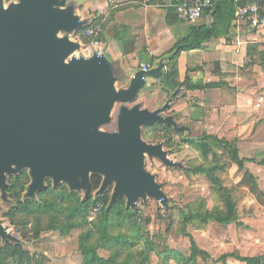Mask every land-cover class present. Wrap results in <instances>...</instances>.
<instances>
[{
  "label": "water",
  "instance_id": "95a60500",
  "mask_svg": "<svg viewBox=\"0 0 264 264\" xmlns=\"http://www.w3.org/2000/svg\"><path fill=\"white\" fill-rule=\"evenodd\" d=\"M89 25L77 15L73 0H18L8 6L0 0L1 198L7 200L9 180L27 170L29 199L47 189V180L54 188L64 184L71 192L83 191L89 199L91 178L100 175L97 195L113 189L108 208L122 198L130 210L148 199L168 208L146 158L170 168L180 164L169 158L163 143H149L143 134L155 124L183 128L163 114L169 103L156 110L137 103L147 79L160 76L164 63L139 69L127 83L98 53L100 45L86 49L71 38ZM115 109L116 130H103L112 124ZM0 237L13 240L1 222Z\"/></svg>",
  "mask_w": 264,
  "mask_h": 264
},
{
  "label": "crops",
  "instance_id": "0c3cea01",
  "mask_svg": "<svg viewBox=\"0 0 264 264\" xmlns=\"http://www.w3.org/2000/svg\"><path fill=\"white\" fill-rule=\"evenodd\" d=\"M154 1L73 0L77 15L87 20L89 24L97 18L96 14L108 15L111 9L124 7L106 29L102 30L100 25L97 26L100 27L102 35L101 40L97 39L100 45L97 51L114 64L115 70L118 69L126 76L127 83L140 69V63L154 68L162 61L165 72L166 64L169 62L167 55L177 42L188 35L189 28L193 25L181 19L175 25H169L168 10L174 9L171 6L172 0L152 4ZM203 21L199 24L211 25V15L207 14ZM177 30L182 31V36ZM251 45H256L257 51L264 55L262 38L245 27L237 28L234 23L227 38L214 39L203 49L183 52L179 56L177 59L179 82L189 79L190 83L178 91H164L161 75L150 77L137 103L144 102L141 99L145 93L150 94L148 104H151V107L147 105V101L146 105L142 106L156 110L169 103V108L163 114L174 117L178 126L183 128L181 131L189 133L191 137L211 135L230 141L237 140L241 158L261 160L264 152V104L261 110L257 108L259 103L257 93L260 90V86L257 87V78L264 77V66L258 62L251 64L252 59L257 61L255 56L248 55ZM89 48L92 49V46ZM152 58L156 59L153 63ZM245 66L248 67L247 70H243ZM192 83L214 86L202 90L189 89ZM234 168L239 179L245 170L250 172L256 178L259 190H264L261 188L264 184V165L247 162L245 170H240L236 165ZM255 224V228L263 226V222L260 221ZM248 226L240 220L239 225L235 223L219 225L217 230H228L233 235V245H237L241 251L246 253L259 251L264 242L256 238L254 232L250 234V227H253V224ZM235 254L241 255L237 252ZM256 255L251 253L243 257ZM231 259L235 264H244L234 258Z\"/></svg>",
  "mask_w": 264,
  "mask_h": 264
},
{
  "label": "trees",
  "instance_id": "16d2710c",
  "mask_svg": "<svg viewBox=\"0 0 264 264\" xmlns=\"http://www.w3.org/2000/svg\"><path fill=\"white\" fill-rule=\"evenodd\" d=\"M159 2L163 3V0H155L152 4H158ZM136 6L138 7V5ZM123 8L111 9L108 15L96 14L97 18L94 22L79 32L80 39L85 43L92 42L93 37H86L83 34L99 25L102 30L106 29L113 23L116 14ZM234 11L232 0H216L210 13L212 24L192 25L189 28L188 35L177 42L167 55L169 59L166 64L167 70L160 76L164 91H178L181 87L190 83L189 79L182 83L179 82L177 59L183 52L203 49L207 43L214 39L227 38L235 23ZM168 12L167 23L173 26L180 19L175 9H169ZM100 38H102V35L97 39L101 40ZM248 55L255 56L257 59V61L252 59L251 64L258 62L264 66V62H261L264 60V55L257 51L256 45L249 47ZM155 60V58H152L151 63ZM210 86H214V84L192 83V85H189V89L202 90ZM157 132L164 135H157ZM185 134L183 131H175L171 126L155 124L152 127H146L143 136L149 143H154L160 139V142L167 147H176L178 145L176 139H179L181 143L189 145L199 153L203 163L191 167L190 171H186V173L188 175H202L210 179L212 182L211 191L221 203V205H215L212 210H209L206 201L200 199L187 206V213H183V234L191 242V256L185 258L184 262L185 264H197L199 259L208 260L210 255L198 247L194 237L187 231V227L193 225L196 229H205L210 223L219 225L235 223L239 225L238 202L241 197L236 198L235 189L237 187L234 186L233 189L227 187L221 175L234 165L240 170H245L247 162H254L263 166L264 152L261 160L243 159L239 154L237 140L230 141L211 135L194 138ZM244 177L245 181L249 180V183H251V190L257 193V197L263 198L264 192L258 190L256 178L247 170H245ZM27 182V175L22 174L9 180L7 190L8 195L17 201V207L12 208L9 214L13 224H33L31 230L24 229L22 231L26 239H36L42 232L49 230L59 231L63 236L81 230L79 250L83 254V264H147L149 262L148 253L155 251L156 248V245L149 240L150 233L146 231V226L151 223L150 218L142 219L137 210L127 209L126 206L118 215L115 212L119 208L118 205L106 209L110 201L109 194H105L93 202L92 199H82L77 192H71L66 186H58L54 189L49 187L38 195L40 197L38 201L28 199L21 202V194ZM101 182L102 177L100 175L92 176L91 183L94 190L100 188ZM97 204H102L103 208L99 211V214H97L98 212L94 214V208ZM93 216L95 220L90 222L89 218ZM121 229L127 230L128 233L121 232ZM142 243L145 245L143 250L138 248ZM100 248L111 251L110 258L100 256L98 252ZM124 250L129 251L126 256ZM229 258H234L244 264H264V254L253 257H243L235 253L225 254L218 261L227 264ZM29 259V253L23 251L20 247L7 245L0 250V264H24V261Z\"/></svg>",
  "mask_w": 264,
  "mask_h": 264
},
{
  "label": "rangeland",
  "instance_id": "374dc122",
  "mask_svg": "<svg viewBox=\"0 0 264 264\" xmlns=\"http://www.w3.org/2000/svg\"><path fill=\"white\" fill-rule=\"evenodd\" d=\"M11 2H18V0H5V5L8 6ZM184 26L189 27L187 25ZM79 32L71 34V38L80 41L86 49L92 46L93 41L89 43L83 42L80 39ZM177 33L181 36L183 34L180 30H177ZM60 36L62 37L64 34H60ZM75 56L81 57L82 52L76 53ZM246 68L248 67L245 66L243 70H247ZM123 86L125 85L121 83L117 84L118 88H123ZM257 87L260 89L257 93L259 95L258 100H260L264 98V77L257 78ZM149 96L150 94L147 93L143 95L141 99L144 101L141 102L143 106L146 105L145 102L147 101V105L151 107V104H148L151 99ZM263 104L264 102L262 106ZM262 106L259 110H261ZM117 115L118 109H115L112 124L104 127L103 130L108 132H114L116 130L115 121ZM156 134L164 135L160 132ZM185 135L191 136L189 133ZM159 142L160 139L152 144H157ZM176 142V144H178L176 147L165 146V150L169 153V158L172 161L180 164L179 168H170L165 166L158 159L146 158V169L157 177L158 182L163 186V191L168 198V208H164L153 199H148L146 202L140 201L135 209L139 212L142 219H151L150 225L146 226V231L150 233L149 240L156 245V248L155 251L148 253L149 262L147 264H185L184 259L191 256L190 239L183 234V213H187L186 207L200 199L206 201V206L209 210H212L215 205H221L211 191L212 182L210 179L202 175H188V173H186V171H190L191 167L199 166L203 163L199 153L189 145L181 143L179 139H176ZM236 173L234 166H232L229 167L221 177L224 179L225 185L230 189H233L234 186L237 187V189H235V195L236 198L241 197L238 202L241 223H244V225L247 223L249 225L248 227L253 224V227H250V234L254 232L256 238L264 242V196L263 198H258L257 193L251 190L252 186L249 180H244L245 177L243 174H245V172H242L241 179H239ZM22 174L27 175L28 179L21 194V202H24L29 199L26 193L31 183V178L27 170L23 171L18 176ZM16 177H12L11 179ZM46 184L48 186L47 188L51 187L54 189L52 180H47ZM60 186L66 185L60 184L59 187ZM261 188H264V184L261 185ZM112 190L111 187L105 194H109L111 197ZM97 192L98 189H93V193L89 198L92 199L93 202L105 195L98 196ZM77 193L82 199H85V192L82 191ZM39 199L40 197L37 196L34 200L38 201ZM97 205L94 208V214ZM116 205H118L119 208L115 210V212L120 215L123 208L126 206V199L122 198L118 200ZM108 206L109 205L106 206V209H108ZM16 207L17 201L15 199H12L11 196L8 195L7 200L4 201L0 194V222L7 228L8 232L13 237L12 241L4 240L0 237V250L7 245L22 248L23 251H26L30 255V259L25 260L24 264H83V254L79 250L81 230H76L68 236H63L59 231L49 230L42 232L36 239L28 240L23 236L22 231L24 229L31 230L33 224L14 225L9 214L11 213V209ZM97 214H99V212ZM94 220V216L89 218L90 222ZM259 221L263 222L262 228H255V223H259ZM218 226L217 224L210 223L205 229H196L193 225L187 227V231L194 237L198 247L205 250L210 255L208 260L199 259L197 264H223L218 260L228 253L237 252L242 256L251 253L257 255L264 254V246H262L259 251L256 250L251 253L241 251V248H238L237 245H233V235H231L228 230H217ZM118 229L120 228L118 227ZM121 232L125 234L128 233L125 229H121ZM220 241L222 242L221 244ZM242 246L244 247L243 244ZM138 248L143 250L145 248L144 243L140 244ZM98 252L103 258H110L111 256V251H107L104 248H100ZM128 252L129 251L124 250V255L126 256ZM227 264H235V262L229 258Z\"/></svg>",
  "mask_w": 264,
  "mask_h": 264
},
{
  "label": "built area",
  "instance_id": "2783aa9c",
  "mask_svg": "<svg viewBox=\"0 0 264 264\" xmlns=\"http://www.w3.org/2000/svg\"><path fill=\"white\" fill-rule=\"evenodd\" d=\"M234 4L235 26L237 28H247L253 34L260 36L264 43V0H232ZM216 0H172L171 6L182 21L193 25L202 22L207 14H210L215 6ZM100 27L87 30L83 35L93 37L92 46L99 45L97 38L100 36ZM151 67L140 63V69L147 71ZM264 102V98L259 100V109ZM102 204H98L96 212L101 211Z\"/></svg>",
  "mask_w": 264,
  "mask_h": 264
}]
</instances>
